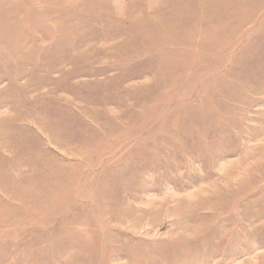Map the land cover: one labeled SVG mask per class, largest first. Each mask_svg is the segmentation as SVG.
<instances>
[{
  "label": "rangeland",
  "instance_id": "1",
  "mask_svg": "<svg viewBox=\"0 0 264 264\" xmlns=\"http://www.w3.org/2000/svg\"><path fill=\"white\" fill-rule=\"evenodd\" d=\"M0 264H264V0H0Z\"/></svg>",
  "mask_w": 264,
  "mask_h": 264
}]
</instances>
